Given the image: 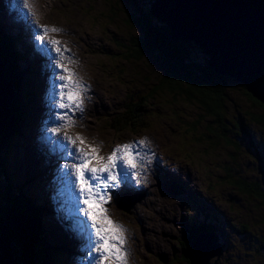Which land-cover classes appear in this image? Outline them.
<instances>
[{
	"label": "rangeland",
	"instance_id": "obj_1",
	"mask_svg": "<svg viewBox=\"0 0 264 264\" xmlns=\"http://www.w3.org/2000/svg\"><path fill=\"white\" fill-rule=\"evenodd\" d=\"M79 2V0H78ZM80 3L84 5V8L86 9H92L97 12L96 15H87L84 12L82 13H74L73 18L75 20H80L84 22L85 24L91 26L92 28H103L106 27V24L104 21H97L96 16L104 19L108 24L112 25L111 28H114L117 32L122 34L117 46L115 47L117 50H132V43H131V35H137V31L132 29V26L130 25V20L128 19V16L124 12H120L119 6L116 5V2L114 1L112 3L111 0H80ZM116 7V9H114ZM3 12H7L4 8L1 7ZM13 12L16 11L15 9H11ZM10 10V11H11ZM107 10H113L118 15V20L111 24V20H107L106 12ZM24 26L26 30H28L27 26L24 23H21ZM135 28V26H133ZM25 30V32H26ZM190 43V42H189ZM190 45H194L192 42ZM20 55V54H19ZM123 57H126V53H123ZM121 59V55L119 53L115 54L113 58H111V62L113 65L119 64L117 61ZM135 65L133 67L138 68L132 70L130 74H127V66H121L122 72L124 73V76L127 77V79H131V77H134L135 75H140L142 79H149V82L141 87L137 82L132 84V91L135 93V89H139L143 96L145 98H152L155 105L164 111L167 109L168 111H164L165 114H168V119L166 122H164L162 125L164 126V129L158 130L153 129L152 131L143 132L145 136H147L154 147L162 153L164 158H167L170 161L177 162L178 154L176 153L175 145L178 143L183 146L184 143L187 144L186 151L188 154L192 157H196L197 160H200L204 157H206L207 161L216 160V163L209 162L206 164V170H207V176H209L214 182H210V185L217 186L219 183V193L218 195H211L205 191L198 193L196 190H194L193 186V177L192 174H190L189 170L181 169V172L179 175H174L171 171H168L167 173L164 171V174L167 177V183L169 186L173 189L174 193L176 195L182 196L183 199L186 201L188 206H185L183 208L179 207L178 203L174 200V202H166L160 197L156 191L154 190V186H150L149 190V196L148 199L145 200L146 204H143L145 208H142V215H141V222L137 223L142 230H143V236L147 239H149L151 242L154 240V237L157 236L160 232V228L152 223L151 221H156L158 219L159 221L163 222L166 226L167 233L161 234L156 242L154 243L153 250L155 253L159 252H171V239L176 235H184L186 231L189 230V227L186 226L187 217H190L195 212V204L194 201L187 199L184 197V194L186 192H191L192 198L195 199L196 197H199L201 200H203L205 203L210 204L212 207H209V205H204L203 210L205 212L210 211V208L213 211H219L225 216V219L227 220V223L229 221L233 220L232 213L236 216L237 220L240 221L243 225L246 226L248 231L252 232V236L249 234V238L246 235H241L237 233H232L228 235V238L226 237V240L224 242V254H221L218 258H216L217 264H264L263 261H252L253 255L251 254V251L254 249V245L256 243V237L257 235L260 237V239L263 238V235L260 231L261 229H264L263 224V216L259 215L260 212L256 211L255 205L256 203L250 201L248 197H242L240 196L236 191L233 189L235 188V184L230 186L226 185L225 180L228 178H233L235 175L241 174L242 176L249 179V173L247 172V168L249 167L251 170L255 167L251 164V161H253V164H258V159L250 152V149L247 148L244 145V141H247V138L244 137L240 138L239 144L237 143L235 139V135L237 133V123L240 122L241 124L245 125L249 130L250 133L257 139H260L262 142H264V128L257 125L256 123L251 121L252 116L257 117H264L263 112L258 109L257 105H252V101L249 100L248 95H250L248 92L243 90L240 87H236L232 89L231 96L232 99L225 101V107L217 111L219 112V122L213 123L215 129L218 131V135H213L209 138L211 135L210 132L206 131L205 129H201L197 123H194V132L185 138L184 131L182 130V127L178 121L177 117V110L176 105L184 106L187 105L186 100L184 99L182 103L179 102V100H174L181 98L182 96L178 95V92H174V97H168V95L161 91L157 86L159 84L160 73L159 75H154L150 72V69L148 66L145 65V67H148L149 72L142 66L141 63L129 61ZM23 65L28 68L27 64L22 60ZM139 64V65H137ZM31 69H29V73H31ZM39 71H37L36 77L39 75ZM121 84L117 83L116 85H113L112 82L109 80V78H105L103 82H100L97 84L96 91H95V97L90 100V104H86V113L85 118L82 120L83 124V130L82 132L91 138V143L96 142V136L94 135L95 132H93V125L95 123V119L97 118L95 113V105L103 101L109 94V92L115 93L117 89H120ZM245 87V86H244ZM142 88V89H140ZM125 90V89H124ZM177 96V97H176ZM139 99L137 97H133L132 99H129L125 94L120 96V106L118 109H121L124 107V105H129L131 103V106H134L132 102H138ZM231 102L228 104V102ZM127 105V106H128ZM27 110L31 112L32 109V103L29 101ZM190 111H192L193 116L195 118H199L201 115H212L213 112L208 114L205 109L197 104L195 106H192L191 108H188ZM112 110H107L104 113L112 115ZM111 112V113H110ZM197 112V113H196ZM202 112V113H201ZM195 114V115H194ZM212 121V119H211ZM213 122V121H212ZM204 125H208L207 119L204 118L202 121ZM221 127V128H220ZM195 128H199L202 131H204L207 134V140H206V152L201 148L204 144L201 139L197 137V131ZM143 130V129H142ZM189 131L186 130V134H188ZM98 134V133H97ZM121 135L118 138L124 140V136ZM111 137V135H110ZM208 138L210 139V144L208 142ZM37 139L38 136H37ZM118 142V141H117ZM251 142L253 143V148L258 149L257 144L258 141L255 142L251 139ZM190 143H195L199 145V149L196 153H194V149L190 147ZM243 143V145H242ZM111 147V145H110ZM109 148V147H108ZM228 148L231 153L227 149ZM176 150V151H175ZM222 151V152H221ZM185 156H187V152H185ZM218 153V154H217ZM236 153V154H235ZM216 154V155H215ZM205 155V156H204ZM215 155V159H214ZM225 161L226 164H222V171L220 164L221 162ZM259 165V164H258ZM236 167L235 171L233 170ZM11 170L15 174L13 177L17 183H21V180L32 178V171L31 170H23L20 171L18 168H16V162L15 160L11 164ZM192 170H194L196 173L200 174V168L198 166L192 167ZM242 170V171H241ZM241 171V172H240ZM259 171H262L260 174ZM259 171L252 170L250 171L253 173V179H258L257 182L261 186V188H264L263 183V175L264 171L263 169H259ZM225 180H224V175ZM224 180V181H223ZM174 181V184L172 182ZM221 181H223L222 185ZM227 186V187H226ZM260 186H258L260 188ZM263 186V187H262ZM31 193L38 196V190L32 189ZM142 197V195H140ZM229 200L234 206L235 211L229 210V217L226 211L223 209V202ZM224 206H229V202H225ZM259 209L263 210L261 206ZM147 211V212H146ZM150 212V214H149ZM238 213V214H237ZM148 216V217H147ZM151 220V221H150ZM231 220V221H232ZM259 220H261L259 222ZM230 221V222H231ZM256 222L260 223V227L258 228L255 224ZM239 222L235 221V225H238ZM59 226V223H57ZM47 228L49 230V235L51 240L53 241V244L49 243L47 241V247L49 250L54 251L58 256H60L59 247L56 241L55 237V230L56 228L52 226L49 222L47 223ZM242 229V227L240 228ZM239 229V231H240ZM164 230V229H162ZM224 230V229H221ZM260 230V231H259ZM67 232V231H66ZM245 232H247L245 230ZM216 234H219L221 236H224L227 231H223V233H218L215 231ZM243 231H240V234H243ZM67 234V233H66ZM179 235L174 240V243H180L178 241ZM72 245V244H71ZM237 248L238 253H232L235 252V249ZM242 247V248H241ZM175 251L174 257L175 262L178 264H187L185 262V258L182 255V252L174 247ZM245 248V249H244ZM245 250V252H244ZM232 253V254H230ZM228 254V255H225ZM230 254V255H229ZM247 255V256H246ZM257 255V254H256ZM143 257V256H142ZM146 260H144L143 264H160V261H156L155 259H151L148 257H143ZM213 262V260H211Z\"/></svg>",
	"mask_w": 264,
	"mask_h": 264
},
{
	"label": "snow or ice",
	"instance_id": "obj_2",
	"mask_svg": "<svg viewBox=\"0 0 264 264\" xmlns=\"http://www.w3.org/2000/svg\"><path fill=\"white\" fill-rule=\"evenodd\" d=\"M15 6L28 10L26 15L20 11L25 20L33 15L29 0H15ZM30 23L39 52L47 58L52 69L49 80L56 91L52 93L55 102L51 106L50 119L55 123L45 131L55 138L59 158L70 161L59 163L58 167L63 170L61 182L70 206L69 215L79 251L86 254L88 264H127L123 247L125 230L110 219L104 205L117 196L121 188H131L132 181L137 185L140 183L138 170L145 165L147 141L141 138L117 144L104 156L99 154L98 145L87 142L79 133L68 134L67 129L74 126L70 114L83 111L82 94L87 88L67 64L61 62H74L65 56L68 49L48 35L58 33L60 29ZM62 130L63 135H59ZM261 152H264V145Z\"/></svg>",
	"mask_w": 264,
	"mask_h": 264
},
{
	"label": "trees",
	"instance_id": "obj_3",
	"mask_svg": "<svg viewBox=\"0 0 264 264\" xmlns=\"http://www.w3.org/2000/svg\"><path fill=\"white\" fill-rule=\"evenodd\" d=\"M111 1L112 3L114 1L116 2V5L119 6L121 13L124 12L127 14L128 19L130 20V25L135 31H137V35H131L132 37L130 38L133 53L132 50H127V56L124 59H129L138 63L144 62L148 65H151L153 68L150 69V72L154 73V75L157 76L159 75V73L161 75V79L159 80V84L157 86L161 91L171 94L172 96H174V92H178V95L182 96L183 99L187 100L189 103H192L194 105L197 104L203 107L208 114L213 112L212 115H205L211 117L213 121H211L212 124L219 122V112L217 111H220L225 107L226 100L231 101L232 89L241 86V88L245 90L244 86L238 83L232 84L234 81H232L231 79L220 76L212 71L208 67L207 56L204 53H199V49L194 45L175 43L170 41L168 39L165 28L150 13V7L152 5V1L154 0ZM114 9H116V7H114ZM108 11L111 14L112 18L118 17L116 12H114L113 10ZM133 26H135V28ZM1 30L5 31L2 26ZM18 54L20 53L18 52ZM147 71L149 72V70ZM27 74H30L29 70L27 71ZM14 78L15 76L11 72V75L8 76V79L10 81L12 80L13 82ZM248 97L249 100L252 101V105H257V108L263 112L264 116V103L258 101L251 95H248ZM140 112H142L140 105H134L131 108H128L124 116H119L116 118V120L112 121L114 132L138 128L142 124L141 119L138 118V113ZM199 119L203 121V115H201ZM9 120L12 126H14L15 120L13 117V111H10ZM251 121L259 126L264 125V117L252 116ZM140 130L142 129L140 128ZM214 131L216 134H218V131L215 128ZM194 149H197L196 146ZM223 149H227L229 151L228 148ZM229 153L231 152L229 151ZM254 156L259 160V155L257 153L254 152ZM250 161L253 167L256 168H253L252 170L259 171V169L261 168L264 171V163L262 164L260 161H258L259 165H254L253 161ZM235 169L236 167L233 170L235 171ZM252 170L249 167L247 168L246 173H249V179L242 176L241 174L236 176L235 173H233L234 177L226 179L225 182L229 187L235 184L234 191H236L240 196L248 197L250 201L256 203V211L260 212L259 215L263 216L264 224V188H261V186L257 182L258 179H253V173L250 172ZM259 172L260 174L262 173V171ZM262 180L264 183V175ZM172 184H174V181L172 182ZM258 186H260V188ZM31 195L35 201V204L37 206H40L38 196L34 195L33 193H31ZM20 204H24V200L20 202ZM260 206L263 210L259 209ZM232 207L235 209L234 205ZM33 208H35V206L32 205V209ZM25 211L27 214V219L24 223L22 221L23 230L26 231L24 233L25 242L23 241L24 238H19L18 240V237L14 232L15 229L12 225V221L5 222V225L13 230V238L18 240L19 243V245L18 243L14 245L13 251H11V247L7 238L2 237L4 223L1 221V218L3 217L4 219H6V215L4 214L2 208H0V250L2 249L4 254L10 251L4 257L7 260L8 264H27L29 261V259L27 258L31 257H34V264H37V255L35 252L36 247H34L33 250L31 244L33 243L35 231L36 233L38 232L39 215L35 211L32 212L28 208H25ZM186 220L187 222L185 225L190 228L192 233L204 230V228H192V223L189 217H187ZM260 221L261 220H259V222ZM42 222L43 227L45 226L46 222L47 231L44 228L46 240L49 243L53 244V241L51 240L49 235V230L47 228L48 221L44 216L42 217ZM238 222V225H232L231 228L228 227V232L230 233L232 231L233 233L239 234V236L246 235L248 238L249 234L252 236V232L248 231L246 226H242L243 224L240 221ZM13 224H16L15 218H13ZM215 224L219 225L218 223ZM255 224L258 228L261 225L258 222H256ZM241 227L242 229H240ZM239 229L244 233L240 234ZM245 230L247 232H245ZM261 230L262 231H259L262 233L263 238L260 239V237L257 235L256 243L254 245V249L252 250V252L255 253L252 261L255 262H264V229ZM184 238L185 237L178 240L180 242L179 250L182 252L183 257L185 258V262L187 264H190L186 256L190 251L192 238Z\"/></svg>",
	"mask_w": 264,
	"mask_h": 264
},
{
	"label": "water",
	"instance_id": "obj_4",
	"mask_svg": "<svg viewBox=\"0 0 264 264\" xmlns=\"http://www.w3.org/2000/svg\"><path fill=\"white\" fill-rule=\"evenodd\" d=\"M150 12L168 27L173 41L198 46L209 56L211 70L243 84L264 103L263 0H154ZM11 99L0 74V130ZM217 251L214 241L200 237L192 240L186 257L190 264H209Z\"/></svg>",
	"mask_w": 264,
	"mask_h": 264
},
{
	"label": "bare ground",
	"instance_id": "obj_5",
	"mask_svg": "<svg viewBox=\"0 0 264 264\" xmlns=\"http://www.w3.org/2000/svg\"><path fill=\"white\" fill-rule=\"evenodd\" d=\"M254 9H252V11H253ZM23 60V59H22ZM24 61V60H23ZM29 69H31V67L29 68ZM246 91V90H245ZM247 92V91H246ZM30 102H31V100H29ZM30 106H28L27 108H29ZM111 112H113V111H111ZM110 112V113H111ZM21 157H22V155H21ZM15 176V174L13 173V177ZM17 183V182H16ZM44 228L46 229V222H45V226H44ZM46 231H47V229H46ZM57 257H59L58 256V254H57ZM215 263L217 264V262L215 261ZM48 264H53V263H51V262H49ZM62 264V263H61Z\"/></svg>",
	"mask_w": 264,
	"mask_h": 264
}]
</instances>
